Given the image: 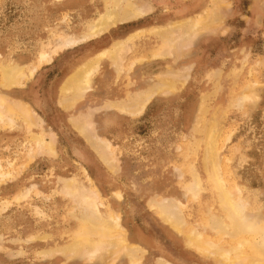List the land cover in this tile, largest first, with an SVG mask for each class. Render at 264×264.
I'll list each match as a JSON object with an SVG mask.
<instances>
[{
	"label": "rangeland",
	"instance_id": "obj_1",
	"mask_svg": "<svg viewBox=\"0 0 264 264\" xmlns=\"http://www.w3.org/2000/svg\"><path fill=\"white\" fill-rule=\"evenodd\" d=\"M128 1L140 15L55 49L67 35L81 36L105 2L0 0V64L16 63L26 76L0 85V98L16 108L0 122V264H218L185 243L208 209L221 214L194 119L201 103L205 123H217L224 185L242 197L245 217L264 226V0ZM117 43L115 61L102 51ZM84 61H97L93 84L64 104V78ZM147 88L153 94L141 103ZM167 202L184 219L181 231L157 211ZM93 211L115 214L129 250L104 241L64 249Z\"/></svg>",
	"mask_w": 264,
	"mask_h": 264
},
{
	"label": "bare ground",
	"instance_id": "obj_2",
	"mask_svg": "<svg viewBox=\"0 0 264 264\" xmlns=\"http://www.w3.org/2000/svg\"><path fill=\"white\" fill-rule=\"evenodd\" d=\"M103 1L105 2V6L103 7V5H102V7L104 9L102 10V12H100V14L97 15V17H94L95 19L91 20L88 23V25L85 27L83 32L80 33L81 36L78 35L79 37H77L75 34H74L75 36L74 35L73 36L72 35H67L66 37H64L63 42L60 40L62 42L60 46H57V44H56V46L59 47V48H55V49H60L63 46L71 45V44H74V43L78 42L79 40H82V39L84 40V38H88L90 36H94L95 34H98L99 32L107 29L109 26H111V25H113V24H115L117 22H122V21L128 20V19H130V18H132V17H134L136 15H140L141 11H142L141 7H139V6L135 7V6L131 5L132 2L130 3V1H128V0H126L125 2L123 1V3H122V0H103ZM127 1H128V3H127ZM197 23H195V25ZM163 30H165V28L159 27V28L156 29V32H158L159 35H163ZM122 40H124V39H122ZM58 45H59V43H58ZM117 45H119V43L114 44V46L112 45V47H113L112 49H104L102 51V53L108 52L107 54L110 55V58L112 60L116 61L117 58L119 57V51L122 50L121 49L122 46H120V45L117 46ZM54 50H53V52H55ZM93 55H95V54H93ZM100 56L101 55L98 54V57H100ZM49 57H50V54H49ZM95 57H97V55ZM38 59H40V57ZM96 62L97 61H93L92 63L91 62L89 63V61H88V62L83 63L82 65H80V63H79L78 64L79 66L74 68L72 70L71 74L68 73L70 75L67 74L68 76H66V78H64L65 79L64 81L62 80L63 81V87L61 89V94H62L61 101L64 104H67V105L68 104H72L73 101H75L76 99L78 100L82 90L85 89V88H88L91 85L92 80H91L90 73L92 71H94V69H96L95 68V63ZM1 64H3V63H1ZM1 64H0V85L2 87L3 86L8 87V86H11V85H14V84L16 85L20 81L21 77H24L23 76V72H22L23 69H21V67L17 66L18 64L17 65H16V63L15 64H13V63L10 64L9 63V64H6V65H1ZM98 65H97V67H98ZM35 66H34V68H35ZM32 72H33V70H32ZM18 85H19V83H18ZM60 85H62V83ZM165 85L167 86V85H170V84H165ZM2 87H1V89H2ZM166 88H168V86ZM65 90H66V92L68 90H70V94L66 95L65 94ZM142 94H143V96L141 97L142 100L140 99L141 103L143 101H145L147 98H149V96L151 94H153V93H152L151 89L147 88L145 91L142 92ZM63 95H66V96L63 97ZM3 98H0V122L5 120V118L7 116L5 114L11 115L16 110V108L12 104H9L10 102L6 103L3 100ZM9 100H10V97H9ZM118 105L123 107L125 110L126 109L129 110V108L125 107L126 105H128V107L135 106V104H131V103H127V102H126V104L122 103V102H119ZM199 106H201L200 107V112H199L198 116H196L197 118H194V119L196 120V127L199 126V129H200L199 133L203 132L204 136H205V140H204V144H203L205 148H204V151H203L202 154L204 155L203 158H204V166L206 168L205 171H207L206 176L208 174V177H207L208 179L207 180H210L212 182L211 184H213V190H214V193H215L214 196H216L215 199H217L216 207L219 209L221 214H217L216 211L208 209L209 211L206 212V213H209V214L205 215V218L202 217L203 223H202V227H201L202 230L201 231H197V230H195V228L192 229V227H194V226L191 225L192 226L191 227V226L188 225L191 228L188 227V231H187V234H186V237H185V243L188 246L196 248V250H199V251H201V252H203L205 254L211 255L217 261L218 264L219 263L220 264H264V226L260 222H257V220H251L250 221L249 219H247L248 217H245L244 211H246L245 210V206L246 205L243 204L242 197L240 196L239 193H236L234 191V189H232V190L237 195L233 194V191L231 189L227 188L224 185L225 183L223 181L225 179L222 177V175H220L222 173H219V167L218 166H221V165L218 164L219 162H218V159H217V156H216L217 152H215V149H216L215 148V146H216L215 143H216L217 140L213 138V134H214V131H215L214 130L215 124L217 125V123H215V124L213 122L205 123V120L202 117V113H204L208 107L205 108L204 107V103H201V105H199ZM228 108H229V106H228ZM225 109H226V107H225ZM131 110L132 109L130 108V111ZM138 111H139V109H138ZM198 111H199V109H198ZM225 111H227V109ZM224 113H226V112H224ZM193 122H194V120H193ZM73 123L79 130H83V124H82V122L80 120L76 119V120H74ZM218 126H219V124H218ZM218 128H217V131L221 130V129H218ZM192 129H195V127H193ZM223 134L220 135V136H223ZM227 136H228V134H227ZM220 138H222V137H220ZM224 138H223V141L227 139V137L225 135H224ZM212 139L215 141V143L212 142ZM94 140H96V139H94ZM188 140L189 139H187V142L189 143L190 141H188ZM37 142H38V140H37ZM221 142H222V139H221ZM221 142H219V143L221 144ZM186 143H185V147L189 145V144L186 145ZM191 143L193 145L194 142L192 141ZM94 144H96V143L94 142ZM214 144H215V146H214ZM104 146H106V145H104ZM199 148H200V146H199ZM218 148H220V147H218ZM201 149H203V148H201ZM187 151H189V150H187ZM191 156L193 157L192 154H191ZM192 157H190V158L192 159ZM99 159L101 160L102 158H99ZM223 159H224V157H223ZM219 160H220V158H219ZM110 161H111V159H110ZM224 161H225V159H224ZM201 162H202V160H201ZM102 163H105V162L103 161ZM188 167L190 168V166H188ZM184 168H187V167L185 166ZM221 169L223 171V167H221ZM191 170H193V169H191ZM222 171H220V172H222ZM224 171H225V169H224ZM224 171H223V173H224ZM181 173H182V171H181ZM185 173H187V172H185ZM196 174H198V173H196ZM196 174L193 175L194 182H193V187L192 188L194 189V191L198 190L197 189L198 186H201ZM184 176H186V175H184ZM230 180L231 179H229L227 181H230ZM184 182L186 183L187 180L184 181ZM232 182H231V184H232ZM159 183H160V181H159ZM183 183H181V184H183ZM187 184H185L186 187H188ZM231 184L228 183V185H230V186H231ZM154 185H156V184H154ZM226 185H227V183H226ZM190 186H192V184H190ZM153 188L155 189V187H153ZM180 188H181V186H180ZM236 189H238V191H239V187H236ZM185 192L187 193L188 191H185ZM239 192H241V191H239ZM194 194H196V193H194ZM187 196L189 197V195H187ZM192 196H193V194H192ZM188 197L185 196V198H188ZM194 198L195 197H193V199ZM173 200H172V203L174 202ZM172 203L171 202H167V203H163V204L160 203V205L158 206V210L157 211L159 212V215H160L162 220L166 221V223L168 222L170 224V226L174 227L177 231H181L184 228V226H185V222H184V219L181 218L182 216L180 215L179 210H176L175 208L174 209L172 208ZM175 205H173V206H175ZM180 205H181V203H180ZM207 206H210V205H207ZM193 208H195V207H193ZM111 210H113V209H111ZM201 211L203 212L202 209H201ZM202 212H200V213L202 214ZM246 212H248V211H246ZM115 213H116V211H115ZM148 214H150V213L148 212ZM105 216L106 215L101 216V215L97 214L96 211H93L92 213L87 214L86 216H83V218H81V220L78 221L79 222L78 223V228L73 233L74 235H73L72 241L69 244H67V245L65 244L66 246H64V249H67V251H70V252H76V251H80L83 248H94V246H96L99 242H103V241L108 243L109 245H111L113 247H118L120 245H121V247H124L125 246L124 244H126V243H124L125 240L123 238V234L124 233H122V231L121 232L119 231V227H121V226H118L119 223L117 224L116 221L114 219H112V218H114L113 216H115V214L112 217L108 216V214H107L106 217ZM117 218H118V215H117ZM263 224H264V222H263ZM200 226L201 225H199V227ZM162 228H163V226H162ZM120 230H123V229H120ZM57 242H58V240H57ZM129 243H131V242H129ZM129 243H128V245H126L127 248H128V246L130 247L131 245H133L132 243H131V245ZM122 245H124V246H122ZM134 246L136 247V245H134ZM108 247H110V246H108ZM132 248H134V247L132 246ZM128 250H129V248H128ZM137 251H139V250H137ZM182 251H184V250H182ZM142 253L143 252H141L140 254H142ZM136 255H137L136 251L130 250L128 252V256L130 258H133V262L135 261L134 258L137 257ZM246 256L248 258L244 262V258H246ZM136 260H138V259H136ZM131 261H132V259H131ZM246 262H248V263H246Z\"/></svg>",
	"mask_w": 264,
	"mask_h": 264
}]
</instances>
